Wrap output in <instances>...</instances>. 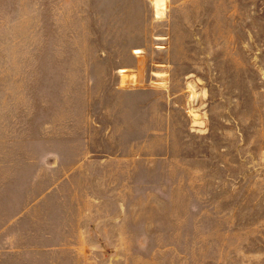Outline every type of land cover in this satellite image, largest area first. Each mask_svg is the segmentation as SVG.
<instances>
[{"label":"rangeland","instance_id":"rangeland-1","mask_svg":"<svg viewBox=\"0 0 264 264\" xmlns=\"http://www.w3.org/2000/svg\"><path fill=\"white\" fill-rule=\"evenodd\" d=\"M153 2L0 0V264H264V0Z\"/></svg>","mask_w":264,"mask_h":264},{"label":"crops","instance_id":"crops-1","mask_svg":"<svg viewBox=\"0 0 264 264\" xmlns=\"http://www.w3.org/2000/svg\"><path fill=\"white\" fill-rule=\"evenodd\" d=\"M132 90H135V88H133ZM169 101L170 104H173L174 97H166L165 95L149 98L133 97L131 98V100L122 101L121 103L132 106L134 108V112L139 107V109L142 108L143 114H145L146 116H150L151 114L154 115L152 119H150V117H146L147 120H145V117H142L141 119V125L146 124L148 134H150L157 130L156 128L158 126L166 127L168 125L169 120L167 117V110H157L156 105H167L166 103H169ZM147 105L150 107L144 109L143 106L145 107ZM126 110H128V112L130 111L128 108ZM96 152H98L97 149H92L87 145L81 146L79 152L81 153V155L75 157L73 161H70L69 166L65 167V171L66 173H68L72 185H91L94 179L95 182L99 184L108 182V172L110 169L109 163L107 162V160H104L103 157H97V159L92 158V156L96 154ZM62 165V163H59V166ZM96 197L97 196H94L92 193L87 192L84 189L82 192L78 191L72 194L70 198L71 200L76 201V206L79 213L78 215L76 214L75 224L78 226V230L85 234L84 238L87 237V233H90V231L89 229H82L80 226L82 224H87V222H91L90 211H92L94 208L93 201H99ZM60 223L63 224L62 221ZM71 246L76 247L74 245ZM84 246L87 247L86 244H84Z\"/></svg>","mask_w":264,"mask_h":264},{"label":"bare ground","instance_id":"bare-ground-1","mask_svg":"<svg viewBox=\"0 0 264 264\" xmlns=\"http://www.w3.org/2000/svg\"><path fill=\"white\" fill-rule=\"evenodd\" d=\"M156 6V10H157V14L161 13V9L163 10L164 9V5H165V0H154L153 2ZM136 53H140L141 50L137 49L135 51ZM121 71H124V69H122Z\"/></svg>","mask_w":264,"mask_h":264}]
</instances>
